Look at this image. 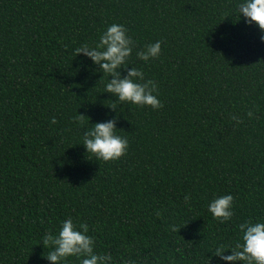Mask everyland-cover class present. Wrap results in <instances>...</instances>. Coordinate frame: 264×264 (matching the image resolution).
I'll list each match as a JSON object with an SVG mask.
<instances>
[{"label": "trees", "instance_id": "16d2710c", "mask_svg": "<svg viewBox=\"0 0 264 264\" xmlns=\"http://www.w3.org/2000/svg\"><path fill=\"white\" fill-rule=\"evenodd\" d=\"M237 2L0 0V264H51L41 237L69 216L115 264H205L240 222L264 219V42ZM114 22L135 41L128 67L155 81L161 108L112 110L107 77L73 56ZM156 40L160 56L139 60ZM113 115L127 153L95 160L82 133ZM226 193L234 215L221 223L207 204Z\"/></svg>", "mask_w": 264, "mask_h": 264}, {"label": "clouds", "instance_id": "9594fccd", "mask_svg": "<svg viewBox=\"0 0 264 264\" xmlns=\"http://www.w3.org/2000/svg\"><path fill=\"white\" fill-rule=\"evenodd\" d=\"M236 14L244 18L248 25H255L260 30V40L264 42V0H238ZM161 41L144 45L136 50V57L144 62L156 59L161 54ZM135 41L129 35L128 29L120 23H112L99 34L94 44L83 43L73 50V56L82 53L83 59L91 61L93 74L97 71L106 76L104 91L112 94L116 99L112 110L122 104H132L139 107H150L153 110L163 106L157 93V84L152 79H146L144 72L131 66L130 57L133 53ZM121 69L126 75H121ZM107 116V113H106ZM249 118L253 112L247 113ZM84 115H77L76 122L80 123ZM117 115L102 121L92 123L82 133V142L86 153L95 160L105 162L117 160L127 153L129 141L117 134ZM230 120L238 125L241 118L230 115ZM89 120V118H88ZM52 123H55L53 118ZM190 194L184 195V202H190ZM234 197L231 193L216 196L207 204V210L214 219L221 223L230 221L234 215ZM159 215V212H157ZM172 231H177L176 225H171ZM238 238L232 244L217 242L209 247L205 264H212L216 257L223 264H264V219L248 218L237 225ZM40 243L48 248L47 255H43L51 264H70V260L78 264H115L113 255L109 252L95 251V237L89 234V225L69 216L59 222L55 231H45ZM179 251V250H178ZM227 252V254H225ZM120 264H136L132 259L120 258Z\"/></svg>", "mask_w": 264, "mask_h": 264}]
</instances>
